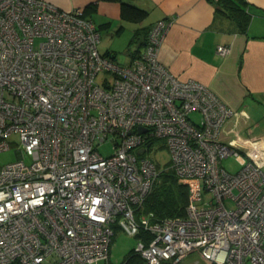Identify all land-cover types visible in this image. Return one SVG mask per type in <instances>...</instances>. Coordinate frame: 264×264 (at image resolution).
Masks as SVG:
<instances>
[{"label":"built area","instance_id":"obj_1","mask_svg":"<svg viewBox=\"0 0 264 264\" xmlns=\"http://www.w3.org/2000/svg\"><path fill=\"white\" fill-rule=\"evenodd\" d=\"M171 24L156 21L121 65L99 53L83 9L0 0V152L19 137L17 160L0 168V264H109L114 228L149 235L137 237V264H181L195 251L213 264H264V141L219 140L232 110L158 58ZM159 147L170 154L162 168ZM230 157L234 174L222 166ZM163 170L187 187V204L152 222L137 213Z\"/></svg>","mask_w":264,"mask_h":264},{"label":"crops","instance_id":"obj_2","mask_svg":"<svg viewBox=\"0 0 264 264\" xmlns=\"http://www.w3.org/2000/svg\"><path fill=\"white\" fill-rule=\"evenodd\" d=\"M43 1L64 11L81 8L98 29L119 36L129 27L131 59L143 51L156 21L171 20L158 58L179 80L203 84L232 110L219 140L248 147L264 141V0H243L250 15L245 30L237 19L218 9L224 3L214 5L208 0ZM121 3L145 15L139 21L126 19ZM219 46L228 52L219 55ZM193 116L199 118L196 113Z\"/></svg>","mask_w":264,"mask_h":264},{"label":"rangeland","instance_id":"obj_3","mask_svg":"<svg viewBox=\"0 0 264 264\" xmlns=\"http://www.w3.org/2000/svg\"><path fill=\"white\" fill-rule=\"evenodd\" d=\"M115 29V28H114ZM107 32L106 30L99 29L100 33V43L98 45V50L100 54H105L107 51L113 53L115 56V61L121 65H126L131 59V50L129 49V38H131V30L126 29L121 36L117 35L116 32ZM108 73L100 72L96 76V82L102 84V82L108 79ZM194 119H197L196 116H193ZM221 141V140H220ZM10 143V149L0 152V168L4 165L10 164L17 160V155L15 151L19 147V137L18 134H13L8 139ZM224 143V142H223ZM226 144V143H225ZM112 143L107 141L106 143L97 147V150L100 155L103 157H108L113 153ZM151 157L159 164V166L165 167L170 160V154L166 148L159 147L156 150H153ZM23 161L26 164L31 162V158L28 156H23ZM223 168L234 174L241 168L240 164L236 161L234 157L226 159L223 164ZM209 198V194H204V199ZM225 206L228 209H233L234 205L226 201ZM138 238L129 235L126 231L114 228V235L109 250V264H123L127 257L133 253V249L137 243ZM181 264H213L210 261H207L203 256L195 251L187 255Z\"/></svg>","mask_w":264,"mask_h":264},{"label":"trees","instance_id":"obj_4","mask_svg":"<svg viewBox=\"0 0 264 264\" xmlns=\"http://www.w3.org/2000/svg\"><path fill=\"white\" fill-rule=\"evenodd\" d=\"M218 3H224V7L222 5L218 9H222L226 15L237 19L240 28L245 30V26L250 18L247 12V4L243 0H219L217 3L212 4L216 5ZM121 5L122 16L126 19L139 21L145 15L143 10L132 5L126 3H121ZM218 9L217 11H219ZM83 12L86 17L85 10H83ZM105 55L115 58L113 53L108 51ZM186 204L187 187L178 182V178L173 171L163 170L159 175L158 182L152 193L146 198L137 216L144 214L149 216L152 222L164 218H178L184 215ZM137 237L143 238L145 242H148L150 238L144 231H140ZM138 262L139 258L131 253L123 264H137Z\"/></svg>","mask_w":264,"mask_h":264},{"label":"water","instance_id":"obj_5","mask_svg":"<svg viewBox=\"0 0 264 264\" xmlns=\"http://www.w3.org/2000/svg\"><path fill=\"white\" fill-rule=\"evenodd\" d=\"M144 131H145L144 128H139V129H138V132H139V133H143ZM139 152H142V150H139ZM139 152H138V153H139Z\"/></svg>","mask_w":264,"mask_h":264}]
</instances>
